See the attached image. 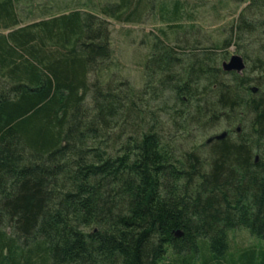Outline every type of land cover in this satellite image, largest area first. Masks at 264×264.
<instances>
[{"label":"trees","instance_id":"obj_1","mask_svg":"<svg viewBox=\"0 0 264 264\" xmlns=\"http://www.w3.org/2000/svg\"><path fill=\"white\" fill-rule=\"evenodd\" d=\"M148 1L23 24L0 0V264H264V0L220 44L155 36L135 87L101 16L135 22ZM238 228L256 242L231 254Z\"/></svg>","mask_w":264,"mask_h":264},{"label":"rangeland","instance_id":"obj_2","mask_svg":"<svg viewBox=\"0 0 264 264\" xmlns=\"http://www.w3.org/2000/svg\"><path fill=\"white\" fill-rule=\"evenodd\" d=\"M115 1L117 0H22L19 12L23 24H26L78 8L98 13L100 5ZM148 2L151 3L152 0ZM248 3L249 0H154V6H148V12L135 22L116 21L101 16L110 24L113 51L111 69L116 70L118 77H125L133 86L139 87L144 81L143 63L155 36L166 39L170 44H183L185 41L190 44L194 40L199 42V46L220 44L228 36L230 26L235 24L240 12ZM176 4L180 9V16L173 23L168 11H172ZM175 24L180 27H174ZM225 51L227 56L223 62L229 61V58L236 54L243 58L242 52L245 50H238L236 44H231ZM245 54L250 56L252 53L247 48ZM243 61L245 63L247 60L243 58ZM223 131L228 132V129L223 126L198 138L204 141ZM230 136H234V133ZM229 239L231 254L256 242L247 231L239 228L229 234Z\"/></svg>","mask_w":264,"mask_h":264},{"label":"water","instance_id":"obj_3","mask_svg":"<svg viewBox=\"0 0 264 264\" xmlns=\"http://www.w3.org/2000/svg\"><path fill=\"white\" fill-rule=\"evenodd\" d=\"M245 68V63L243 61V58L240 55H232L229 58V61H225L222 63V69L224 71H235L237 73H240ZM255 90V88H253ZM240 131V128H236V132L238 133ZM227 135V131H223L219 134L212 135L209 138L205 140V143H210L213 140H221Z\"/></svg>","mask_w":264,"mask_h":264}]
</instances>
